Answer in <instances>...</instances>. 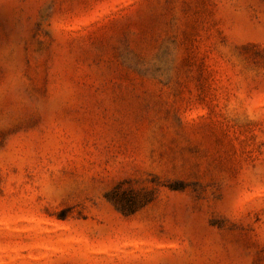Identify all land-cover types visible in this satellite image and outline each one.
Returning a JSON list of instances; mask_svg holds the SVG:
<instances>
[{"label": "rangeland", "instance_id": "obj_1", "mask_svg": "<svg viewBox=\"0 0 264 264\" xmlns=\"http://www.w3.org/2000/svg\"><path fill=\"white\" fill-rule=\"evenodd\" d=\"M0 264H264V0H0Z\"/></svg>", "mask_w": 264, "mask_h": 264}]
</instances>
